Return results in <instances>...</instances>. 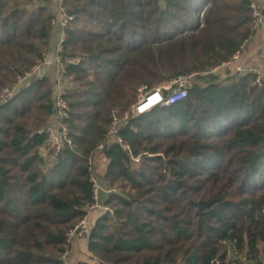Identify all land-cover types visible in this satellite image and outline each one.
<instances>
[{
    "label": "trees",
    "instance_id": "1",
    "mask_svg": "<svg viewBox=\"0 0 264 264\" xmlns=\"http://www.w3.org/2000/svg\"><path fill=\"white\" fill-rule=\"evenodd\" d=\"M250 1L64 0L74 16L62 53L72 144L45 149L40 130L55 113L49 74L0 101V264H63L67 233L92 200L88 155L114 114L141 85L229 60L253 34ZM51 2L0 0V96L44 62ZM222 72L121 126L139 161L118 143L101 152L117 192L106 199L115 213L98 215L88 242L99 264H264V89L253 75ZM233 239L241 262L224 253Z\"/></svg>",
    "mask_w": 264,
    "mask_h": 264
},
{
    "label": "built area",
    "instance_id": "2",
    "mask_svg": "<svg viewBox=\"0 0 264 264\" xmlns=\"http://www.w3.org/2000/svg\"><path fill=\"white\" fill-rule=\"evenodd\" d=\"M63 2L64 0H58V26L60 38L55 55L53 57L46 55L45 60L41 65L35 67L33 72L29 73L25 77H19L17 83L11 88H5L0 96V101H6L18 92L22 86H24L27 82V77H34L39 70H43L45 67L49 68L54 63H59L60 66L62 65L59 72L61 75L54 84L55 86L53 91V102L55 107V113L53 116H55L57 124H48L40 130L41 133H45L47 135V144L45 149L52 150L54 153H59L66 145L72 144L69 128L65 123V119L68 118L70 111V106L65 94L70 86V83L65 77V66L62 62V53L63 42L66 38V26L71 20H73L74 16L67 12L63 6ZM250 9L253 34L243 41L239 49L229 60L224 61L220 65L206 71L190 72L178 75L152 88L147 85H141L138 88L136 101L130 106V108L121 115L117 113L114 114L106 141L98 144L88 155L92 200L87 203L85 214L67 233L69 248L61 255L63 264H71L69 261L70 247L75 240L83 239L88 245L93 228L92 218L94 214L109 213L113 215L115 213L114 208L110 204L106 203L103 195L105 194L107 198L111 193H116L117 190L115 188L105 187L104 177L101 176L96 167L98 156L101 154L103 149L108 144L118 143L129 152L134 161H139L142 157L141 154L138 156L133 155L131 145L120 135L122 125L127 124L132 118L145 114L156 107L171 106L183 100L187 96L190 86L198 77L218 73L220 68H222V70L226 68L231 69L232 72L238 73L239 75H253L256 86L260 89H264V69L256 65L248 64L245 60L246 52L251 44L254 34L264 27V5L257 0H251ZM203 14L204 10L201 11V15ZM81 59V57H77L72 61L79 63ZM224 243L226 245L224 253L227 259H233L234 261L239 262L244 260V256L240 253L236 239L227 240ZM90 262L91 264H99L102 261L90 254ZM221 263L222 260L220 257H216L210 261V264ZM176 264L182 263L181 261H178Z\"/></svg>",
    "mask_w": 264,
    "mask_h": 264
},
{
    "label": "crops",
    "instance_id": "3",
    "mask_svg": "<svg viewBox=\"0 0 264 264\" xmlns=\"http://www.w3.org/2000/svg\"><path fill=\"white\" fill-rule=\"evenodd\" d=\"M257 1H259L260 3H262L264 5V0H257ZM50 7H51L52 11L57 16L54 28L52 30V35H51V48H50L49 52L47 53V56L53 57L56 53L57 46L59 44V38H60L59 26H58V20H59L58 0H52ZM263 28L254 34L252 41H251V44H250V46L246 52V55H245V60L248 64L256 65L259 67H260V65L258 64V53L262 49H264ZM60 68H61V66L59 65V63H54L49 68H46V67L43 68V72L49 74L52 78L53 83L55 84L61 75L59 73ZM220 73H221V77L226 76V74L224 72L221 71ZM36 75H37V73H36ZM48 124H50V125H56L57 124V120H56L55 116L52 115ZM103 160L105 162L107 161L105 156L100 154L98 156V159H97V170L101 174V176L105 172V169L103 167V165H104ZM106 165H107V163H106ZM105 187H107V188L109 187L107 183H105ZM103 197L105 200L107 199L105 194L103 195ZM98 215H99L98 213L94 214V216L92 218L93 224H95ZM88 255L90 256V252H89V248H88L87 243L83 239H78V240H75L74 243L70 247L69 261L71 262V264H74L77 261L89 262L90 258Z\"/></svg>",
    "mask_w": 264,
    "mask_h": 264
},
{
    "label": "water",
    "instance_id": "4",
    "mask_svg": "<svg viewBox=\"0 0 264 264\" xmlns=\"http://www.w3.org/2000/svg\"><path fill=\"white\" fill-rule=\"evenodd\" d=\"M221 71H222V68H220V69L218 70V72H221ZM41 75H47V73H44L43 70H39V71L37 72V75H36V76H34V77L29 76V77L26 78V81L29 82V81L35 80V79H37L38 77H40Z\"/></svg>",
    "mask_w": 264,
    "mask_h": 264
},
{
    "label": "rangeland",
    "instance_id": "5",
    "mask_svg": "<svg viewBox=\"0 0 264 264\" xmlns=\"http://www.w3.org/2000/svg\"><path fill=\"white\" fill-rule=\"evenodd\" d=\"M62 66V65H61ZM70 82V81H69ZM71 83V82H70ZM104 161V160H103ZM106 163H107V161L105 162L104 161V165H103V167H104V169L106 170V167H107V165H106ZM117 190V189H116ZM119 191V190H118ZM91 254V253H90ZM92 255V254H91ZM89 256V255H88ZM95 257H97V256H95ZM89 258H90V256H89ZM98 258V257H97ZM99 259V258H98Z\"/></svg>",
    "mask_w": 264,
    "mask_h": 264
}]
</instances>
